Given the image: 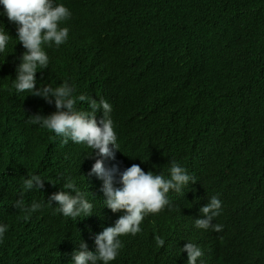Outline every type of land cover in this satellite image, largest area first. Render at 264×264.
<instances>
[{"label": "clouds", "instance_id": "9594fccd", "mask_svg": "<svg viewBox=\"0 0 264 264\" xmlns=\"http://www.w3.org/2000/svg\"><path fill=\"white\" fill-rule=\"evenodd\" d=\"M247 4L231 17L204 14L209 0L198 8L169 0L159 11L171 17L162 33L141 32L130 44L120 23L70 20L58 0H0V69L27 93L26 123L48 129L37 138L46 153L33 148L9 199L32 227L54 221L55 264H111L120 237L135 247L130 236L142 224L152 229V215L171 210L174 198L177 227L194 226V235L158 255L142 240L146 255L134 264H197L205 252L212 264H239L243 255L251 257L241 264H264V152L252 129L264 127V20L254 0ZM143 135L144 150L130 151ZM67 166L77 176L64 178ZM89 229L100 231L92 250Z\"/></svg>", "mask_w": 264, "mask_h": 264}, {"label": "trees", "instance_id": "16d2710c", "mask_svg": "<svg viewBox=\"0 0 264 264\" xmlns=\"http://www.w3.org/2000/svg\"><path fill=\"white\" fill-rule=\"evenodd\" d=\"M58 1L70 7V20L99 21L100 24L120 23L121 34L130 44L144 31L154 37L159 36L171 21L170 16L159 12L167 6L169 0ZM254 2L262 10L264 20V0ZM247 3L249 0H209V7L203 13L234 17L235 12L249 11ZM192 5L198 8L199 0H192ZM12 79V75L0 69V224L7 226L0 242V264H55L58 253L50 238L54 221L45 220L39 228L32 227L21 214L14 213L9 199L12 189L17 187L33 164L29 157L38 152L41 158L46 153L47 150L37 138L48 131L36 124L26 123L28 116L33 115L27 104V93H16L11 86ZM252 129L258 138L261 135V139H256V149L264 152V127L257 124ZM119 131L124 133L121 128ZM251 146L253 147L252 143ZM35 147H40L39 151L36 152L33 149ZM59 157L63 158L62 155ZM75 172L67 166L64 167L63 176H77L74 175ZM62 182L64 179L59 184Z\"/></svg>", "mask_w": 264, "mask_h": 264}, {"label": "water", "instance_id": "95a60500", "mask_svg": "<svg viewBox=\"0 0 264 264\" xmlns=\"http://www.w3.org/2000/svg\"><path fill=\"white\" fill-rule=\"evenodd\" d=\"M136 128L138 130L143 131L144 130L143 122L137 121L136 122ZM137 139L139 140V142H137L136 140H133V142L131 141L133 147L130 148V151L142 152L144 150V147H145V135H143L141 137L139 136V137H137ZM156 150H158V149H156ZM155 152L153 153V155L155 154ZM166 166H167V168L169 167V165H166ZM164 174L167 175V170L164 172ZM193 174H196V172H194ZM208 199H209V197H208ZM173 200H175L173 202L175 205H174L173 208H171V210H169L167 207H165L159 213L152 215V218H151L152 223H147L149 225H153L152 229H148V230L143 229V224H142V225H140L141 231L138 232L137 234H135L134 236H130V237H132L131 240H130V243H133L134 245H136L135 247H133L131 249H128L124 245V243H125L124 239H125V236H127V235H123V236L120 237V239L122 241V248L120 249L117 258L114 261H112L111 264H134L137 260H142V258H143L142 256H145L146 252H143V250H141V249L146 247V244L145 243L139 244V243L142 242V240H143V241H152V243L155 244V240H153V239H151V237L147 236L148 234H153V235L157 234V235L161 236V235L166 234V233L168 234L171 231L175 232V231H179V229H181L180 232L173 234L174 243L172 245H169L168 241L166 240L162 246H157V245L155 246V247L160 248V250H155L154 253L156 255L159 254L158 253L159 251L173 253L174 251L177 250V248L179 246V244H178V238L179 237H180L179 242L180 243H184L188 236L191 237V236L194 235V230H195L194 226L190 227V228H192L190 231H186L187 229H183V228H187V227H185L183 225H182V227L179 226V229H178L177 222L179 221V216L175 215L177 213H173V210H172V209H174V211L178 210L176 208V205L178 203V199L174 198ZM93 204H95V201L93 202ZM99 207L100 208H104L103 207V203H101L99 205ZM94 209L95 208L93 207V211H94ZM103 212H105V210H103ZM110 212H111V210H110ZM101 213L102 212H99V215ZM190 213L191 212L187 211V210L186 211H182V214L184 216H186V215L188 216V214H190ZM112 214H114V212H112ZM118 214H119L118 216H120V215H122V212H119ZM110 216H111V214H110ZM146 217L148 218V215ZM82 220L83 219L81 218V219H78L77 221H75V222H79V224H80V228L78 229L79 231H81V230L83 231V229H81L82 226L85 229V223L84 222L82 223ZM98 221L100 222L99 224H102L101 226H102V230H103V228L105 227L104 224H105V221H106L104 213L101 215V217L99 216V220ZM94 222H95V220H94ZM114 223H115V221L112 220L110 225L112 226ZM99 232H100L99 230H97V231L93 230L91 232L90 237L88 239L84 238L85 242L89 243L91 250L95 248L94 236L97 233H99ZM142 234H145V235L142 236ZM137 237H141V238H137ZM208 246H209L208 247L209 248L208 249L209 252H210V250H213V248L215 247V246H212V245H208ZM165 247H166V249H164ZM205 253H203L202 256L200 258H198L197 264H212V258H211L212 252L211 253H206V254ZM166 256H167V254H166ZM166 256L158 257V258L165 260ZM208 256H210V258H208ZM250 257L251 256H249V255H243V256H241V258H239L238 263L241 264V263H243L242 261H244V259L250 258ZM182 258H184V259L182 260L183 263H181V264H187V258L186 257H182ZM165 261H168V260L166 259ZM249 262H250V264H252L255 261L252 258V259H250ZM248 263H246V264H248Z\"/></svg>", "mask_w": 264, "mask_h": 264}, {"label": "bare ground", "instance_id": "6f19581e", "mask_svg": "<svg viewBox=\"0 0 264 264\" xmlns=\"http://www.w3.org/2000/svg\"><path fill=\"white\" fill-rule=\"evenodd\" d=\"M62 3H64V2H62ZM45 202H47V201H45ZM13 209H15V207L13 206ZM181 211V210H180ZM101 215V214H100ZM98 218H99V216H98ZM108 221H109V218H108ZM100 222L98 221V223H97V225L98 226H100L101 224H99ZM109 224H110V222H108V224L106 225V226H109ZM77 225V223L75 224V223H72V224H70V227H71V229L73 230V229H75L76 226ZM180 225H182V224H180ZM83 227V226H82ZM79 229V228H78ZM100 229V228H99ZM178 229H179V227H178ZM93 230V229H92ZM91 230V231H92ZM100 230H102V229H100ZM91 231H90V229H89V234H88V237L87 238H89V236L91 235ZM95 231H97V230H95ZM179 231H175V232H171L170 234H168V236L166 235V234H163V235H161V236H159V235H157V234H151L149 237H151V239H153L154 240V237L155 236H159V237H161L163 240H164V242L167 240V238L168 237H170V239L172 240V241H174V239H173V234L174 233H178ZM98 234V233H97ZM89 245V244H88ZM150 246H152V251L153 252H155V250H156V248L157 247H155L156 246V243L155 244H153V243H151V245ZM208 258H210V256H208Z\"/></svg>", "mask_w": 264, "mask_h": 264}]
</instances>
